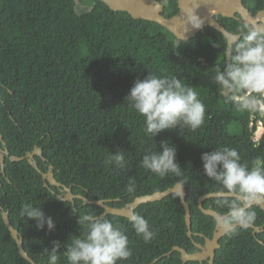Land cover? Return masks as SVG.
Listing matches in <instances>:
<instances>
[{"label":"trees","instance_id":"16d2710c","mask_svg":"<svg viewBox=\"0 0 264 264\" xmlns=\"http://www.w3.org/2000/svg\"><path fill=\"white\" fill-rule=\"evenodd\" d=\"M158 1L164 16L177 13L176 0ZM78 2L89 9L79 13ZM242 3L253 15L264 10V0ZM214 18L231 33L243 24L235 18ZM225 52L226 39L210 27L181 43L166 28L112 11L100 0H0V133L9 156H24L39 147L41 155L34 160L42 173L52 166L55 179L71 186L72 192L90 200L110 199L109 206L123 207L136 197L178 183L180 178L174 175L161 177L139 164L144 154L159 150L160 142L168 140L176 146V161L187 180L183 186L193 240L203 244L199 234L211 238L215 219L203 214L197 201L216 192V187L203 172L201 154L228 146L238 151L242 162L264 157V131L254 139L261 110L238 112L213 83L214 70ZM148 72L177 75L192 85L206 107L204 124L195 131L178 126L153 138L146 135L143 117L124 98L134 81ZM117 149L125 155L123 169L105 163L109 152ZM9 156L0 170L2 210L8 212L24 250L36 264H46L43 249H51L53 240L62 242L58 264H66L64 244L81 232L78 212L99 215L103 209L78 199L74 206L58 200L26 159L10 161ZM130 181L135 184L133 192L126 190ZM23 203L40 206L54 219L55 228L38 230L34 220L20 216ZM203 205L219 214L226 211L217 198ZM252 210L256 212L252 224H264V210L256 206ZM134 213L147 219L154 232L150 242L137 236L127 218L104 216L126 229L132 255L118 264H149L173 246L189 253L197 250L187 235L184 208L176 194L141 204ZM0 264H30L18 253L1 213ZM154 264H181L180 253L175 251ZM213 264H264V231L254 233L238 226L226 233Z\"/></svg>","mask_w":264,"mask_h":264},{"label":"clouds","instance_id":"9594fccd","mask_svg":"<svg viewBox=\"0 0 264 264\" xmlns=\"http://www.w3.org/2000/svg\"><path fill=\"white\" fill-rule=\"evenodd\" d=\"M188 5L184 10L186 28L178 37L181 43L186 42L187 26L202 29L204 25L196 11L200 7L199 0H188ZM227 42L225 57L214 70L213 83L225 95V102L232 104L238 112L261 110L264 106V27L243 23L227 37ZM124 99L143 117V131L152 138L178 126L195 131L205 122L206 107L199 99V93L177 75L161 76L148 72L143 79L134 81ZM200 158L204 174L215 182L219 206L226 209L215 217V223L225 233L233 232L237 225L248 228L256 219L253 207L264 206V157L242 162L236 149L217 146L202 153ZM105 163L123 169L127 162L124 152L117 149L114 153L109 152ZM139 164L155 175L180 178L178 195L182 196V186L187 180L182 178L174 144L162 140L160 149L148 151ZM126 190L135 191L134 182L130 181ZM19 214L34 220L38 230L50 232L55 228L54 219L40 206L23 203ZM128 220L145 243L153 239L154 232L146 218L133 213ZM77 224L80 234L71 235L64 244L66 264H118L132 255L123 225L114 224L93 211L78 212ZM51 243V249H43L46 264H58L62 242L53 240Z\"/></svg>","mask_w":264,"mask_h":264},{"label":"water","instance_id":"95a60500","mask_svg":"<svg viewBox=\"0 0 264 264\" xmlns=\"http://www.w3.org/2000/svg\"><path fill=\"white\" fill-rule=\"evenodd\" d=\"M112 11H122L128 13L133 19H142L150 22H154L164 28H166L177 40L179 36H182L186 25L184 22L185 17V7L188 5V0H176L178 11L175 15L171 17H166L163 15V4L158 0H100ZM200 7L196 10L197 14L204 20V27H210L219 33H221L226 39V50L228 49L227 37H229L231 32L226 30L215 18L214 16L220 15L227 18H235L242 23H247L250 25L264 27V10L257 11L254 15L245 7L242 0H199ZM188 31L185 33L186 40H189L197 35L201 29H192L190 26ZM223 96H225L222 93ZM4 148H2V146ZM35 155H41V149L35 147L33 151L27 152L24 156H9V152L5 147V142L2 139L0 133V170L3 172L4 168V158L9 156L10 161H21L26 159L29 164L33 166L38 172L42 174L44 179H47L49 183L54 185H59L53 177V168L49 166L48 173H42L36 164L34 157ZM179 184L176 183L172 187H169L163 191H156L151 194L142 195L136 197L133 201L126 203L123 207H112L108 206L106 203L111 200L106 199H88L87 197L77 196L81 198L84 204H94L103 208V212L100 216L104 217L108 214L125 217L128 219L130 215L134 213V209L141 204H146L149 202L159 201L168 195L176 194L180 198V202L184 208V221L187 228V235L192 240L193 244L196 246L197 250L193 253L187 252L184 248L179 246H173L170 251L166 254L161 255L159 258L155 259L149 264H154L158 259L164 256H170L173 252L177 251L180 253L181 264H186L189 261H197L203 264L207 261V264H213L215 252L220 248V240L226 235L224 231L215 223V228L211 238L199 234L204 238V243H197L193 240V232L191 229V210L189 204L186 202V188L182 186V196L178 195ZM73 195L71 191L67 190L66 201L72 202ZM61 198V197H60ZM57 197L58 200H63ZM209 198H217L216 192L202 195L198 198V208L205 215H209L215 219L219 214L215 210L211 209L209 206L204 207L203 202ZM264 210V206H260ZM0 213L2 220L8 229L11 237L16 242L18 253L30 264H36L32 258L26 253L23 248V239L19 234L18 230L14 228L9 220L8 212L3 211L0 206ZM238 227L234 226V229ZM248 228H251L254 233H260L264 231V224L256 226L251 224Z\"/></svg>","mask_w":264,"mask_h":264},{"label":"flooded vegetation","instance_id":"af4514ba","mask_svg":"<svg viewBox=\"0 0 264 264\" xmlns=\"http://www.w3.org/2000/svg\"><path fill=\"white\" fill-rule=\"evenodd\" d=\"M50 169V168H49ZM49 169H48V171H49ZM48 171L47 172H45V173H48ZM53 177H54V179H55V176H54V173H53ZM42 179H43V185L44 186H46L47 188H49L50 189V191H51V193L52 194H55L56 195V198L59 196V197H61L63 200L62 201H66V196H67V190L69 189L70 191H71V194L73 195V197H72V202L71 201H66V202H70L71 203V205L72 206H74V200L75 199H78V200H81L82 201V203L84 204V202H83V200L81 199V198H79V197H77V196H83V197H86L84 194H82V193H74V192H72V187L71 186H66V185H64V184H62V183H60V182H58L56 179H55V181L57 182V183H59V185H54V184H51V183H49V181L47 180V179H44L43 177H42ZM107 200V199H106ZM107 205H108V202L106 203ZM109 206V205H108ZM102 208V207H101ZM103 209V208H102ZM103 212V211H102ZM101 212V213H102ZM100 213V214H101ZM99 214V215H100Z\"/></svg>","mask_w":264,"mask_h":264},{"label":"rangeland","instance_id":"374dc122","mask_svg":"<svg viewBox=\"0 0 264 264\" xmlns=\"http://www.w3.org/2000/svg\"><path fill=\"white\" fill-rule=\"evenodd\" d=\"M76 7H77V10L79 11V13L82 11H86L88 8V6H86L84 3H77L76 4ZM256 124L260 125V127L258 128V130L256 129L255 130V133H254V139H255V136L258 138V134L259 132L264 128V112L261 110V114H260V118L259 120L256 122Z\"/></svg>","mask_w":264,"mask_h":264},{"label":"built area","instance_id":"2783aa9c","mask_svg":"<svg viewBox=\"0 0 264 264\" xmlns=\"http://www.w3.org/2000/svg\"><path fill=\"white\" fill-rule=\"evenodd\" d=\"M261 110L264 112V106H262L261 107ZM264 126V125H263ZM260 127V125H256V129L258 130V128ZM259 131V130H258ZM263 131H264V128L259 132V134H258V138L255 136V140H258L259 139V137L261 136V134L263 133Z\"/></svg>","mask_w":264,"mask_h":264}]
</instances>
